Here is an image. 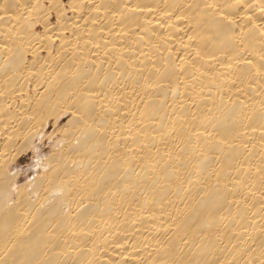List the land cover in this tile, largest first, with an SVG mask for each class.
Instances as JSON below:
<instances>
[{
  "label": "bare ground",
  "instance_id": "1",
  "mask_svg": "<svg viewBox=\"0 0 264 264\" xmlns=\"http://www.w3.org/2000/svg\"><path fill=\"white\" fill-rule=\"evenodd\" d=\"M0 264H264V0H0Z\"/></svg>",
  "mask_w": 264,
  "mask_h": 264
},
{
  "label": "rangeland",
  "instance_id": "2",
  "mask_svg": "<svg viewBox=\"0 0 264 264\" xmlns=\"http://www.w3.org/2000/svg\"><path fill=\"white\" fill-rule=\"evenodd\" d=\"M37 161L38 158L33 157L31 154H28L25 159L21 160L18 168V170L20 171L19 183L25 182L31 179L33 175H35V164L37 163Z\"/></svg>",
  "mask_w": 264,
  "mask_h": 264
}]
</instances>
